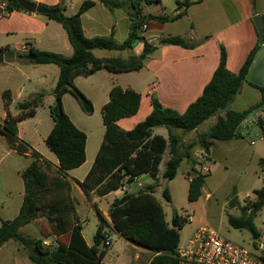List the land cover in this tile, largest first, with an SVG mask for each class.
<instances>
[{
    "label": "trees",
    "instance_id": "1",
    "mask_svg": "<svg viewBox=\"0 0 264 264\" xmlns=\"http://www.w3.org/2000/svg\"><path fill=\"white\" fill-rule=\"evenodd\" d=\"M7 10H24L16 0H5ZM135 12L132 17L131 31L122 44H116L111 37H91L84 35L80 14L93 5L85 0L76 13L64 14L65 5L37 3L35 12L52 19L62 25L72 46L71 56L60 53L30 48L33 59L20 57L23 62L32 64H55L59 68L57 81L51 91L54 99L49 105V115L53 121L52 128L44 142L57 159V174L49 175L42 168L40 160L47 166L49 162L17 134V122L33 116L36 108L43 103L44 93L15 104L16 114L9 110L11 96L9 90L2 92L5 117L0 121V133L5 137L10 147L20 154L30 151L32 160L20 172L24 185V195L17 216L3 221L0 225V246L9 239L16 240L26 250L28 258L35 264H103L102 258L107 251L105 241L108 240L106 225L100 211H97L99 223L93 234V243L87 246L80 231V225H74L70 231L67 246L58 245L56 248L45 249L40 239L28 238L19 233V227L37 218L40 212L56 234L66 231L67 218L71 214L75 218L74 205L69 196V183L65 180L66 171L80 166L85 161L86 134L69 118L63 108L62 96L69 92L78 101L81 108L93 112L92 101L74 84L77 75H90L98 69L109 72H126L138 70L142 67L146 56L156 45L144 42L139 55L127 58L110 57L99 58L93 54L94 49H122L128 48L131 42L138 38L136 30L143 20L168 21L181 17L184 10L173 16L142 14L140 3L142 0H132ZM147 4L157 3L159 0H143ZM200 0H176L177 8L187 7ZM110 4L109 0H102ZM262 36L257 37L256 44L249 51L245 61L237 73L226 67V52L221 46L219 61L211 78L203 86L199 96L190 102L183 112L164 107L160 101L151 97V111L141 121L128 130L121 128L117 121L122 117L134 115L140 103V94L133 89H123L113 85L109 91V100L101 109L104 126L103 139L95 155L94 161L81 182H77L83 192L93 191L97 195H105L116 190L122 178L126 175L135 176L147 173L157 181L159 164L165 150L169 157L164 164L162 177L172 179L177 172L183 158H190V150L198 145L204 151L210 147L213 140H229L241 136V125L246 117L256 109L264 108V86L254 85L260 92V100L243 111L229 108L217 115L216 112L230 107L231 102L241 89L248 69L260 47ZM197 42H186L179 35L163 36L157 44H172L182 47H194ZM24 55V54H19ZM216 116L215 123L206 133L199 134L196 139L187 144L181 143L180 137L174 133L180 129L184 132L197 128L203 121ZM156 127H164L167 137L153 134ZM240 127L236 133L235 130ZM191 178L187 188V199L195 201L201 194V187L205 181V173L196 171L191 160ZM263 184L253 190L254 199L240 206V215L227 214L230 227L247 230L256 247L260 232L253 218L264 206V159H259ZM146 184L141 189L127 191L115 198L109 205L107 215L111 225L122 237L139 243L157 254L148 264H177L175 250L179 245V230L187 222V218L178 213L171 215L166 221L162 207L154 191L157 183ZM163 198L171 201L167 188L161 192ZM235 198L229 200V205H235ZM249 210V211H247ZM262 258L264 259V253Z\"/></svg>",
    "mask_w": 264,
    "mask_h": 264
},
{
    "label": "crops",
    "instance_id": "2",
    "mask_svg": "<svg viewBox=\"0 0 264 264\" xmlns=\"http://www.w3.org/2000/svg\"><path fill=\"white\" fill-rule=\"evenodd\" d=\"M29 1L35 2L36 4L41 2L51 5L62 2V0ZM69 1V8L65 6L64 9V14L66 15L76 13L85 0ZM89 1L93 5L83 10L80 14L84 35L88 38L99 36L111 37L116 44H122L128 38L131 31L132 17L135 12L132 5L133 1L109 0L110 4L107 5L102 0ZM163 4L164 0H159V2L151 4H147L142 0L140 3L141 13L162 16H173L181 10H184L185 13L174 20H143L142 24H147L146 30L141 32L139 26L136 30L138 38L134 39L128 48L94 49L92 51L99 58L120 57L125 59L131 55H139L142 52L144 42L152 39L150 44H154L156 47L143 61L140 70L144 69V75L141 74L140 81H137L136 78H130L132 75L131 72L135 70L109 72L105 69H98L90 75H77L74 77V84L93 103L92 114L96 110H99L101 113L102 106L109 100V91L113 85H119L123 89L130 88L140 94V103L137 112L140 110L143 100L147 103L145 114L147 115L151 111L152 96L156 97L164 107L183 112L186 106L200 95L203 86L211 78L219 61L221 46L226 52L227 69L234 73L239 71L249 51L257 42L258 34L252 21L253 16L257 14L261 15L263 22L262 42L255 53L243 85L234 98V100L241 99L243 105L241 109H233L231 108L234 102L233 100L229 108L234 111H243L258 102L260 100V92L254 85L264 86V0H200L187 7L177 8L176 4L172 14H166ZM146 6H148V9H145ZM183 19L187 22L188 30L176 31L173 23ZM168 35H179L186 42L197 43L194 47L157 44L161 37ZM23 44L27 46L25 51L21 48ZM30 48L56 52L65 56H71L73 52L67 33L60 23L48 19L43 15H39L35 11L28 12L13 9L0 15V52L3 53V60L0 62V121L5 117V109L1 98L4 90L10 91L11 103L9 110L12 114L17 113L14 109L15 103L30 98L39 92L45 94L43 103L39 107L49 113V105L54 99L51 91L57 81L59 68L55 64H32L23 62L16 57L18 54L29 53ZM10 53H13L15 56L13 58L9 57L8 54ZM143 85L144 88L141 91L142 89L139 88L143 87ZM251 92H254V94L251 99H248ZM71 97L73 95L69 92L63 94V108L71 121L86 134L85 161L80 166L66 171L63 177L69 183L68 193L71 203L74 205L76 221L70 214L69 218H67L66 231L62 234L54 233L46 218L41 215H38L31 222L19 227L20 234L28 238L40 239L45 249L56 248L58 245L67 246L70 231L74 225L81 226L80 234L86 245L91 246L93 243V234L96 229L94 227L92 233L88 232V234H85L84 225L88 213H84L83 208L78 207L75 198L79 204L86 199L83 190L77 182L83 180L94 161L103 139L104 126L96 133L90 131L87 126L90 113L85 112L78 101L75 100L76 102H74ZM65 100L70 103V110L67 109ZM40 108H36L33 116L17 122V134L20 139L35 149L43 159L54 166L56 171L52 175H55L57 174V159L55 155L51 156L47 152L46 149L48 148L44 142L52 128L53 121L52 125L49 120L45 121L44 125H40L39 119L32 121V119L36 118L38 109ZM134 115L120 118L117 124L125 130L132 128L138 122V120H135L131 123ZM30 119L31 125L28 122ZM208 119H212L213 125L216 121V116H211ZM249 126L252 127V125ZM253 126L257 127L260 131L262 130L259 126ZM258 129L252 130L253 135L258 137L259 140H263L264 138L260 136L261 132ZM174 133L180 137L181 143L187 144L203 132H199L198 126L187 132L177 129ZM153 134H158L163 137H167L168 135L164 127L154 128ZM216 145L224 153H231L232 151L246 152V140L242 135L229 140H213L208 148V153L198 145L194 146L190 150V158L192 160L196 159L197 154L199 155L203 151V160L208 162L212 159L209 162L210 174L211 168L217 163L216 159L211 156ZM250 145H253V154L255 157L258 160L261 158L264 159V143L257 145L256 142L250 140ZM21 157L27 160L23 166L21 165ZM168 157V150H165L159 164L158 174L159 172H163L164 169L161 171V165L162 163L165 164ZM183 159L188 158L185 157ZM31 160L30 151L25 154L18 153L9 146L5 137L0 133V225L3 221L15 218L19 212L24 195V185L20 172ZM40 163L42 168L48 171L50 165L47 166L41 160ZM141 178L147 184L154 183L155 181L148 174H142ZM155 182L158 184V181ZM203 185L200 196L197 200L192 201L193 203L198 202L202 196L204 192ZM129 188V191H134L136 190V185L132 184ZM111 194H114V196L112 199L107 200L106 198ZM87 195L91 203L102 214L106 225L105 230L108 234L107 251L102 258V263L148 264L157 253L139 243L122 237L113 229L107 215L110 203L115 198L120 197L121 193L114 190L105 195H97L93 191H89ZM210 195L211 192H205V199L208 200ZM230 199L228 198L225 201L227 208L226 219L227 214L238 216L234 212L239 209L240 204L229 205ZM253 199L254 195L250 200ZM192 210L194 213L190 214L191 218L189 220L191 225H193L194 231L202 226H207L200 217L202 212L198 215L196 209L193 208ZM203 213L204 216L207 214L205 208ZM256 227L260 232V237L256 241L257 245L258 242H262L264 245V229H260L257 225ZM182 229L180 230V235ZM227 232L230 233V230H227ZM179 245L182 244L179 243ZM261 252L264 253V249ZM0 264L35 263L29 260L25 248L19 242L9 239L0 246Z\"/></svg>",
    "mask_w": 264,
    "mask_h": 264
},
{
    "label": "rangeland",
    "instance_id": "3",
    "mask_svg": "<svg viewBox=\"0 0 264 264\" xmlns=\"http://www.w3.org/2000/svg\"><path fill=\"white\" fill-rule=\"evenodd\" d=\"M62 2L69 8V0H62ZM163 5L165 7L166 14H172L173 9L176 7L175 0H164ZM145 9H148V6H146ZM173 24L176 28V31L188 30L187 22L184 19L177 20ZM131 73L132 75L130 76V78H136L137 81H140L141 74L144 75V69H138L132 71ZM143 88L144 85L139 89H142L141 91H143ZM253 94L254 92H251V95L248 97V99H251ZM71 98L74 100V102H76V99H74V97ZM65 103L67 109L70 110V103L67 100H65ZM146 104V101L143 100L140 110L134 115V119L133 121H131V123L135 120L141 121L145 117ZM242 105L243 101L241 99H235L231 105V108L241 109ZM38 108L40 107L38 106ZM38 110L39 111L36 118L32 119V121L39 119L41 123L40 125H44L45 121L49 120L52 125V119L49 113L43 108H40ZM28 122L29 125H31V119ZM211 125L212 119H206L199 125V132L206 133ZM249 125H252V127H250ZM253 125L255 124H247L244 121L241 125V135L246 140V152L232 151L231 153H224L217 145L214 147L211 156L216 159L217 163L211 168V174L209 173V162L212 161V159L206 162V160H203V158L197 154V157L196 159H194L193 164L195 170L199 171L200 169H204L205 167L208 169L205 172L206 180L203 185L204 192L198 202L193 203L192 201H189L187 199V185L189 182V177L191 176L190 173L192 172L191 158L183 159V161L177 168L176 175L170 180L163 178L162 172H159L157 176L158 185L156 187V190L154 191V196L160 203L167 221L170 220L173 213H178L187 218L188 214L194 213L192 210L194 208L196 209L198 215L200 214V212H202L203 215L200 214V217L202 220H204L203 223H206L207 226L217 231V233L223 239L232 243L242 245L243 247L249 249V251H251L253 254H257L259 253V251L253 245L251 234L247 230L238 231V229L236 230L229 226L226 219L227 208L225 205V201L228 198H235L236 205H245L250 199H252V196L254 195L253 190L259 188L263 183L261 166L259 164L258 158H256L253 154V145H250V140L256 142L257 145H261L262 143H264V139L259 140L258 137H255L253 135L252 130L258 129ZM87 126L90 131L94 133H96L98 130H101L103 125L101 113L99 110H96L93 114L90 113V118ZM259 132H261L260 136L264 138V131L259 130ZM46 150L47 152H49V154H51V156H54L51 151H49L48 149ZM26 161L27 160L21 157L22 166L25 165ZM49 167L50 168L47 172L51 176L55 173L56 169L52 165H50ZM162 169H164V163H162L161 165V171ZM131 185L132 184H130V187ZM163 188L168 189L171 196L170 202H167L163 198L161 194ZM205 192H211L210 198L208 200L205 199ZM113 196L114 194H111L106 199L110 200ZM85 198L86 199L83 200L81 204H79L76 198L75 201L78 207L83 208L84 213H88L85 218L84 225V232L85 234H88V232L92 233L94 227H96L99 223V217L94 204L91 203L90 198L87 194H85ZM240 206L239 209L234 212L235 214L240 215ZM204 208L207 213L205 216L203 213ZM40 215L43 216L44 213L41 212ZM253 221L260 229H264V206L254 216ZM227 230H230V233H228ZM195 231L193 225H191L190 220L187 218V222L183 226L181 235L179 237V243L184 244L188 239L192 237Z\"/></svg>",
    "mask_w": 264,
    "mask_h": 264
},
{
    "label": "built area",
    "instance_id": "4",
    "mask_svg": "<svg viewBox=\"0 0 264 264\" xmlns=\"http://www.w3.org/2000/svg\"><path fill=\"white\" fill-rule=\"evenodd\" d=\"M7 11L6 1H1L0 15L5 14ZM146 28L147 24L143 23L140 26V31L144 32ZM151 41L152 39L147 40L148 43ZM21 48L25 51L27 48L26 44H23ZM244 122L255 124L264 131V108L251 112ZM199 155L202 157L204 155L203 151ZM207 170L205 167L199 171L203 173ZM141 176L142 174L124 176L116 190L123 195L129 191L130 184H135L136 189L143 188L147 183L142 180ZM190 178L191 176L189 180ZM190 218L191 215L188 214V219ZM105 245H108V241H105ZM255 248L259 253L253 254L242 245L223 239L213 228L202 226L193 233L190 239L176 248L175 257L177 258V264H264L263 253L261 252L264 249V245L262 242H258Z\"/></svg>",
    "mask_w": 264,
    "mask_h": 264
},
{
    "label": "water",
    "instance_id": "5",
    "mask_svg": "<svg viewBox=\"0 0 264 264\" xmlns=\"http://www.w3.org/2000/svg\"><path fill=\"white\" fill-rule=\"evenodd\" d=\"M18 2V4L25 10L28 12H34L36 10V6L37 4L35 2H31L29 0H16ZM253 24L255 26V29L257 31L258 36H261L262 34V26H263V22H262V17L261 15L257 14L254 15L252 18ZM9 57L13 58L15 55L13 53L8 54ZM16 57L20 58L23 57L25 59H33L34 55L32 53H27L24 55H16ZM3 60V53L0 52V62ZM229 109V107H226L224 110H219L216 112L217 115L222 114L224 112H226ZM240 130V127H238L235 132L237 133ZM206 153L209 152V149L205 150ZM41 214V212L39 213V215Z\"/></svg>",
    "mask_w": 264,
    "mask_h": 264
}]
</instances>
